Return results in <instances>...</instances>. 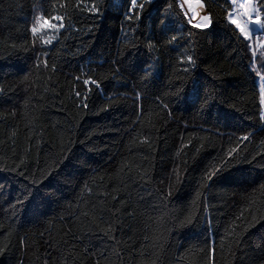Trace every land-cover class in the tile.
<instances>
[{
	"label": "trees",
	"instance_id": "16d2710c",
	"mask_svg": "<svg viewBox=\"0 0 264 264\" xmlns=\"http://www.w3.org/2000/svg\"><path fill=\"white\" fill-rule=\"evenodd\" d=\"M37 2L48 7L47 0H0V87L4 89L0 93V163L12 162L9 157L13 132L15 150L23 152L29 136L35 135L29 130L30 120L38 118L36 131L41 130L39 125L43 126L44 141L52 153L66 147L80 151L83 145L78 141L93 148V162L72 181V186L83 180L97 191L111 195L106 201H96L93 211H89L88 202L80 204V212L88 215L73 217L71 225L65 211L74 198L71 192L61 207H54L39 222L15 213L7 202L9 197L0 199V248H9L0 256V264H16L18 259H23L24 264H42L48 253L63 249L62 240L71 239L64 236L69 227L81 237L82 242L77 244L81 253L88 250L80 264H96L101 254L110 257L111 264H122L113 251L123 252L126 264H140L139 246L146 233L162 237L158 264H208L206 253L212 247L214 264H241V260L251 264L236 251L226 229L233 213L245 206L247 198L256 200L258 205L264 203V190L259 189V183L221 186L213 188L211 194L204 192V204H211L204 211L197 189L205 166L223 151L235 147L236 137L243 135L242 129L260 128L259 97L253 75L238 66L239 59L232 58L235 53L223 42H210L207 46L201 55L205 63L200 65V72L221 93L220 110L234 113L235 117L228 126L217 125L207 115L187 111L166 95L171 91L170 81L176 80L180 69L181 52L172 47L156 53L142 50L140 61L151 62L154 56L159 57L160 70L155 85L149 83L147 91L138 98L141 73L134 75L131 68L125 70L122 62L130 42H142L143 38L123 20L117 7L119 0H104L102 16L91 18L85 12L78 19L74 17L73 25L79 31L69 33L68 38H62L59 44L54 42L48 49L49 66L55 63V71L50 67L36 68V54L13 51L11 44L20 43L27 36ZM90 2L84 0L85 4ZM116 68L120 71L113 78ZM81 70L98 79L101 87L86 88ZM75 76H81V80L76 81ZM77 91L88 97L87 108L78 106L84 101L76 98ZM116 94L117 99H109ZM157 96L169 103L171 115L159 106ZM232 104L239 111L229 106ZM261 140L264 134L258 133L251 143L245 142L247 151L253 155L264 153ZM31 158L42 159L43 153L38 156L33 147ZM126 166L132 171L128 172ZM256 168L253 176L258 178L260 165L256 164ZM177 172L182 182H177ZM4 175L0 173V178ZM169 187L172 194L165 196ZM72 212H77L75 204ZM195 213L200 214L198 227L171 229L177 217ZM209 214L210 227L205 223ZM61 216L65 217L63 221ZM22 240L27 247L21 244ZM49 242L53 244L51 248ZM262 242L264 227L258 226L247 240L245 251L249 256L259 255ZM101 264L105 262L101 260Z\"/></svg>",
	"mask_w": 264,
	"mask_h": 264
},
{
	"label": "snow or ice",
	"instance_id": "6c2138e0",
	"mask_svg": "<svg viewBox=\"0 0 264 264\" xmlns=\"http://www.w3.org/2000/svg\"><path fill=\"white\" fill-rule=\"evenodd\" d=\"M47 3V8L39 2L34 3L26 30L27 36L20 43H12L11 48L17 52L36 54L34 66L36 68L43 66L44 69L50 67L54 72L56 64L49 66L48 49L54 42L59 44L62 38H68L69 33L79 31L73 25L74 17L78 19L79 15L85 12L91 18L102 16L104 0H91L87 4L84 0H76L75 3H69V0H47ZM117 7L121 9L123 20L130 30L143 38L142 42H130L125 62H122L125 63V70L131 68L134 75L137 72L141 73L138 98L140 93L147 91L149 83L155 85L156 73L160 70L159 57L154 56L151 62L140 61L139 53L142 50L145 53H156L172 47L173 50L180 51L181 55L178 58L180 69L176 74V80L170 81L171 91L166 95L187 111L195 110L201 115H207L209 121H215L217 125L228 126L229 121L235 117L234 113L220 110L221 93L216 90L214 84L210 86L207 78L200 72V65L205 63L201 55L207 46L210 42H223L231 53H235L232 58L239 59L238 66H242L248 74L253 75V83L259 97L260 128L252 131L242 129L243 135L236 137V146L223 151L205 166L198 182L197 197L201 200V211H204L211 208L210 202L204 204L206 200L204 192L211 194L213 188L259 183V189L264 190V163H261L264 161V153L257 154L258 159L257 155L247 151L245 143H251L258 133L264 134V59H262L264 0H119ZM87 31L90 32L91 28ZM245 59L247 63H244ZM257 61H260L258 67ZM119 71V68L115 69L113 78ZM81 72L85 76L82 83L86 88L93 85L97 89L101 87L98 79L84 73L83 70ZM74 79L80 81L81 76H75ZM3 91L4 89L0 87V93ZM75 96L84 101L78 106L88 107L87 96L82 97L79 91L75 92ZM117 98L118 94L109 99ZM156 100L159 101V106L171 115L169 103H164L159 96ZM229 106L239 111L235 104ZM37 120L38 118L30 120L29 130L35 135L29 136L28 146L22 153L16 152V132L12 133V155L9 157L12 162L0 163V173L6 174L0 178V199L9 197L7 202L15 213H23L39 222L42 218H47L54 207H61L69 199L68 194L71 192L74 198L65 208L69 213L68 223L71 225L73 217L80 214L85 217L88 215V212H80V204L88 202L89 211H93L96 209V201H106L111 194L107 191H97L93 185L83 180L73 187L72 181L78 175L82 176L93 162L90 156L93 148L85 141H78L83 145L80 151L66 147L59 153H52L50 145H46L44 141L43 126L39 125L41 130L36 131ZM229 140L231 142V137ZM260 142L264 144V140ZM33 147L37 150L38 156L43 153L42 159L31 158ZM256 164L260 165L258 178L253 176V173L257 172ZM126 167L128 172L132 171L130 166ZM176 180L182 182L178 172ZM171 194L169 187L164 195ZM93 196L95 200H92ZM111 198L115 199V196ZM73 204L77 207L75 213L72 212ZM64 219L65 217H60L61 221ZM211 222L210 214L206 215L205 223L210 227ZM199 225L200 214L195 213L184 218L177 217L172 222L171 229L175 231ZM258 226L264 227V203L258 205L256 200L247 198L245 206L233 213L226 229L236 251L250 260L251 264H264V242L261 243L259 255L249 256L245 251L247 240ZM64 236L71 239L62 240L63 249H58L55 254L48 253L42 264H80L83 255L88 251L84 249L81 253L77 247V244L82 242L81 237L73 232L71 227L64 232ZM143 239L144 243L139 246L138 253L140 264H158L162 251V244L159 241L162 237L155 233L151 235L146 233ZM21 244L27 247L25 241L22 240ZM48 246L51 248L52 242H49ZM8 251L7 246L0 248V256ZM214 252V247L208 249L206 253L208 264H214L212 259ZM233 254L235 255V252ZM113 255L116 260L126 264L123 252L113 251ZM101 260L105 264H111L110 257L105 254H101V259H97L96 264H101ZM16 264H24V260L18 259ZM241 264H245V260H241Z\"/></svg>",
	"mask_w": 264,
	"mask_h": 264
},
{
	"label": "rangeland",
	"instance_id": "374dc122",
	"mask_svg": "<svg viewBox=\"0 0 264 264\" xmlns=\"http://www.w3.org/2000/svg\"><path fill=\"white\" fill-rule=\"evenodd\" d=\"M258 55H259V52H258ZM262 59H264V58L262 57ZM259 63H260V62H259V61H257V65H256L257 67L259 66Z\"/></svg>",
	"mask_w": 264,
	"mask_h": 264
}]
</instances>
